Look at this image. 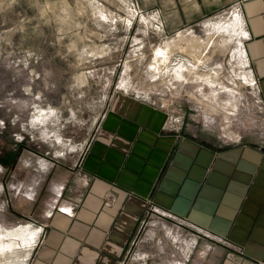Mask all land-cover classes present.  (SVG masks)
Segmentation results:
<instances>
[{
    "label": "rangeland",
    "instance_id": "obj_1",
    "mask_svg": "<svg viewBox=\"0 0 264 264\" xmlns=\"http://www.w3.org/2000/svg\"><path fill=\"white\" fill-rule=\"evenodd\" d=\"M148 1L0 0V264L32 263L119 93L209 142L264 143L235 6L167 28ZM192 244L147 220L124 264H182Z\"/></svg>",
    "mask_w": 264,
    "mask_h": 264
},
{
    "label": "crops",
    "instance_id": "obj_2",
    "mask_svg": "<svg viewBox=\"0 0 264 264\" xmlns=\"http://www.w3.org/2000/svg\"><path fill=\"white\" fill-rule=\"evenodd\" d=\"M148 3L167 28L235 6L264 124V0ZM187 127L184 116L117 94L75 171L80 181L47 215L31 264H124L147 220L192 239L182 264H264V143L209 142Z\"/></svg>",
    "mask_w": 264,
    "mask_h": 264
},
{
    "label": "bare ground",
    "instance_id": "obj_3",
    "mask_svg": "<svg viewBox=\"0 0 264 264\" xmlns=\"http://www.w3.org/2000/svg\"><path fill=\"white\" fill-rule=\"evenodd\" d=\"M233 17H234V22H235V23L233 24V28H234L235 26H236V27L238 26V24H239V19L237 18L236 15H234ZM179 38H180V37H179ZM184 38H185V37H184ZM184 38H183V40H184V42H185L187 39H184ZM195 38H196V37H195ZM177 39H178V38H177ZM178 40H179V39H178ZM176 41H177V40H176ZM194 42H196V40H195ZM177 43H178V42H177ZM188 43H189V42H188ZM195 45H196V44H195ZM193 46H194V45H193ZM161 53H162V51H161ZM213 94H214V93H213ZM211 95H212V93H211Z\"/></svg>",
    "mask_w": 264,
    "mask_h": 264
},
{
    "label": "snow or ice",
    "instance_id": "obj_4",
    "mask_svg": "<svg viewBox=\"0 0 264 264\" xmlns=\"http://www.w3.org/2000/svg\"><path fill=\"white\" fill-rule=\"evenodd\" d=\"M158 56L161 55L162 53H160L159 51L156 53Z\"/></svg>",
    "mask_w": 264,
    "mask_h": 264
}]
</instances>
